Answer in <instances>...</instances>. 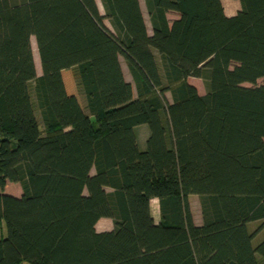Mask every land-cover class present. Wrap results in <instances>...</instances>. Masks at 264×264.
Listing matches in <instances>:
<instances>
[{"label":"trees","instance_id":"obj_1","mask_svg":"<svg viewBox=\"0 0 264 264\" xmlns=\"http://www.w3.org/2000/svg\"><path fill=\"white\" fill-rule=\"evenodd\" d=\"M101 1L0 0V264H264V0Z\"/></svg>","mask_w":264,"mask_h":264},{"label":"rangeland","instance_id":"obj_2","mask_svg":"<svg viewBox=\"0 0 264 264\" xmlns=\"http://www.w3.org/2000/svg\"><path fill=\"white\" fill-rule=\"evenodd\" d=\"M139 1H140V5H141V8H142L143 15H144V19H145V22H146V25H147V28H148V32H149V34H152L151 21H150L149 15H148V11H147V8H146L145 0H139ZM96 2H97V5H98V8L100 10V13L102 15H105V11H104V7H103V4H102V1L101 0H96ZM177 18H178V15L175 14V13L168 14V19L170 21H174ZM105 24L112 32H115L108 20H105ZM31 44H32V49H33V53H34V60H35V64H36L37 74H38V76H41L42 70H41V64H40V59H39V54H38L35 38H32ZM120 62H121V65H122V69H123V72H124L125 79L134 86L131 74H130L128 68H127V65H126L124 59L120 58ZM189 83H191L192 85L196 86L198 91H199V93L201 95H205L207 93V91H208L207 82L205 80L191 78L189 80ZM258 83L260 85H264V80H260ZM166 97H167L169 102H172V97H171L170 93H167ZM81 98H82V103H83L84 107H86V100H85V97H84L83 93L81 94ZM37 118H38V121H39V124H40L41 131L43 133H45L46 132V127L44 126L38 111H37ZM149 133H150L149 127L147 125H143V126L137 127V134H138V137H139V140H140L141 143L145 144L144 141L147 138V134H149ZM9 185L12 188L15 187L12 183H10ZM190 204H191V207H193V210H194V211H192L193 212V217L196 220L197 225H199V224L202 223V212H201V206H200V198L198 196H196V195H191L190 196ZM106 219H108V218H106ZM259 225H260V223H251L249 225L250 231L252 233L255 232L258 229ZM263 239H264V230L259 232V234L256 236V238H255L256 242L254 243V245H257ZM21 264H28V263H21Z\"/></svg>","mask_w":264,"mask_h":264},{"label":"crops","instance_id":"obj_3","mask_svg":"<svg viewBox=\"0 0 264 264\" xmlns=\"http://www.w3.org/2000/svg\"><path fill=\"white\" fill-rule=\"evenodd\" d=\"M222 4L224 7V11L227 17H234L237 15L239 11H241V4L239 0H222ZM191 84V83H190ZM148 136V134H147ZM147 139V138H146ZM145 139V140H146ZM145 142V141H144ZM144 143H142V147ZM10 182L7 183L3 193L14 196V197H21L23 195V190L19 184L12 183L15 187H10ZM190 201V197H189ZM192 211L193 207H191ZM151 211L152 216L156 222V224L160 223L161 216H160V205L158 199L151 200ZM195 223L197 224L196 220L194 219ZM201 225V224H199ZM114 230V223L111 219L103 218L101 219L97 225H96V231L98 233H105V232H111ZM6 235V229L4 222L0 218V240L5 237Z\"/></svg>","mask_w":264,"mask_h":264},{"label":"water","instance_id":"obj_4","mask_svg":"<svg viewBox=\"0 0 264 264\" xmlns=\"http://www.w3.org/2000/svg\"><path fill=\"white\" fill-rule=\"evenodd\" d=\"M8 195V194H7Z\"/></svg>","mask_w":264,"mask_h":264}]
</instances>
